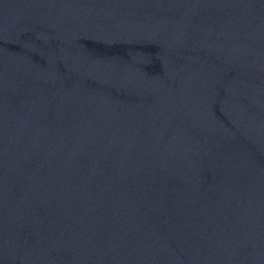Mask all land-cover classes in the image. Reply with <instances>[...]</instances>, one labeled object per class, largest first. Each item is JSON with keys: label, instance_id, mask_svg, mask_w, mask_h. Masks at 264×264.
Listing matches in <instances>:
<instances>
[{"label": "water", "instance_id": "95a60500", "mask_svg": "<svg viewBox=\"0 0 264 264\" xmlns=\"http://www.w3.org/2000/svg\"><path fill=\"white\" fill-rule=\"evenodd\" d=\"M0 264H264V0H0Z\"/></svg>", "mask_w": 264, "mask_h": 264}]
</instances>
